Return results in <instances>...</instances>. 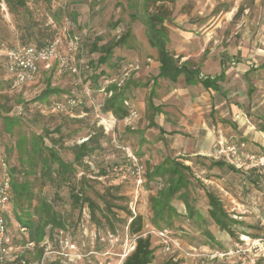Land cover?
Returning <instances> with one entry per match:
<instances>
[{
	"label": "rangeland",
	"instance_id": "1",
	"mask_svg": "<svg viewBox=\"0 0 264 264\" xmlns=\"http://www.w3.org/2000/svg\"><path fill=\"white\" fill-rule=\"evenodd\" d=\"M23 1L21 7L16 0H0V52L25 43L24 29L29 27L34 32L42 31L45 38L58 39V55L66 56L77 72L71 69L58 72L53 61L49 70L39 65L31 82L9 89V77L0 57V178L7 174L8 166H18V156L23 161L37 162V154L27 156L24 153L31 147L53 146L64 161L73 164L75 171L69 185L57 187V183L45 181L41 189L53 203V211L66 220L69 228L62 231L70 236L79 253L93 252L83 258L82 263H122L123 256L134 247L135 236L127 229L129 212L141 215V233L143 237L150 235L151 245L155 247V264H191V260L194 264H252L258 259L261 260L259 264H264L261 246L257 251L252 249L243 254L236 245L245 241L240 237L244 235L230 238L208 217V222L200 226L191 224L182 218L183 210L177 200H172V206L179 216L171 219L170 226L158 221L163 230H157L149 198L163 183H146L143 177L147 169L165 159L190 166L193 175L228 205L227 209L233 207L224 195V187L229 188L243 206H236L234 211L244 217L237 220L240 222L238 228L251 235L259 233L257 218L264 213V166L255 164L260 158L264 165V133H258V125L264 117V0ZM138 1H146V6L130 4ZM154 12L165 16L167 49L176 61L181 63L189 59L196 66L210 59V66L199 72L206 76L224 73V80L218 82L220 92L205 91L200 86L189 87L182 78L176 83L156 78L157 53L149 47L140 22L143 16ZM120 37L124 38V43L113 47L106 62L100 63L98 58L104 54L94 51L93 46L101 49L114 44ZM36 39L33 37L26 42L35 46ZM218 59L223 67L218 65ZM125 64L137 67L131 72L126 84L128 89L124 92L133 114L119 120L103 111L104 100L109 97L103 89L115 81ZM47 86L61 91L59 96L79 97L82 105L71 115L53 114L35 101ZM150 89L152 102L158 107L154 112L148 109ZM57 126H60L59 133L54 130ZM90 136L94 139L91 143L94 150L75 162L71 147ZM219 136L225 147L234 146L237 150L238 158L232 160L237 165L244 164L241 167L231 164L237 169L236 173L226 167L209 168L211 161L228 163L226 157L216 154ZM196 151L201 154L193 155ZM246 155H255L257 161L249 162L244 158ZM102 171L105 174H100ZM35 185L34 191H38L39 181ZM72 188L74 192H81L83 198L105 207V213L107 208L101 197L126 208H111L116 213L114 217L108 213L113 219L114 233L106 226L97 225L100 217L97 210L94 218L90 214L88 221L83 223L86 232L75 226L78 207L72 201ZM203 189L200 184L187 188L188 196L195 199L194 206L202 216H207ZM253 198H259L256 201L262 205L254 206ZM250 204L258 211L248 209L250 212H244ZM10 218L9 235L14 239L13 244L19 246L23 236L13 223V216ZM207 231L219 242L209 241L205 237ZM48 248L56 250L52 243ZM20 252L26 259L35 261L43 250L40 246H21ZM247 254L252 255V260H244Z\"/></svg>",
	"mask_w": 264,
	"mask_h": 264
},
{
	"label": "trees",
	"instance_id": "2",
	"mask_svg": "<svg viewBox=\"0 0 264 264\" xmlns=\"http://www.w3.org/2000/svg\"><path fill=\"white\" fill-rule=\"evenodd\" d=\"M146 1L143 3L144 6H146ZM15 3L21 7L24 6L23 0H16ZM164 20V14L158 12L146 14L141 20L145 27V36L147 37L150 47L157 50V61L159 63V73L157 77H162L171 82H176L177 78L180 75H183L187 84L199 83L205 90L219 92L220 88L218 86V82L223 81L225 78L223 72L215 76H200L199 70L189 67L186 62L178 64V61H176V59L168 53L165 48L167 37L163 26ZM55 21L57 22V19H55ZM24 31L23 41H25V43L20 46H32L27 44L26 41L33 37L37 38L35 46H33L36 48L42 47L54 40L52 38L49 39V37H43L42 31L40 30L34 32L33 29L25 27ZM121 43H124V38L120 37L114 44L103 46L101 49L94 45V51L99 50L104 54L98 58L99 62H106L112 48ZM55 63L57 65V61H55L54 64ZM70 67L71 70L74 69V71L72 70L74 73L77 72L76 68L70 66L69 64V68ZM122 69L118 71L115 80H119L120 75L122 74ZM128 80L129 78L120 86H118L117 82L114 81L108 85V87L103 89L107 94H110L109 97L104 100L102 107L103 111L110 112L119 120L129 116V108L123 105L124 101H126L124 99V92L128 89L126 85ZM7 84L9 88V78ZM60 92L61 91L56 88L47 86L41 91L38 97H36L35 101L39 103V106H44L49 110L53 101H64L69 97L80 100L79 97L74 95L65 94L64 96H59ZM152 94L153 92L150 91L148 109L154 112L157 111L158 107L154 106L152 103ZM81 105L82 101L74 109L80 107ZM54 113L69 115L67 113L53 112V114ZM5 125L7 124L5 123ZM54 130H56V133H59L60 126H57ZM258 131L264 133V117L262 118L261 124L258 125ZM58 138H60V136ZM42 139H40V141H42ZM52 140L53 139H51V141ZM92 142H94V139L90 136L86 141L71 147L75 162H80L85 156L94 150L93 146H91ZM5 149L10 150L11 147L6 148L5 146ZM24 153L27 154V156H30L31 153L37 154L38 161L35 162L30 159L23 161L21 159L22 157L18 156V166H8V169L6 170L7 174L3 176L6 177L9 182V212L8 214H5L7 229L9 226V219L11 220V215L13 216V223L16 225L18 232L23 236L21 244L25 245L32 243L33 247H38L45 238L54 242V245H56L55 235L57 231L69 227L65 225L66 220L61 215H58L56 211H53V203H51L50 200H47L46 196L42 193L41 187L45 185V181L57 183V187L62 184L69 185L68 182H70L71 175L75 171L74 166L72 163L64 161L53 146L48 147L44 145V148L40 149H34L31 147L29 148V151ZM54 165L56 166L53 167ZM212 167H217L219 169L226 167L228 171L233 173L238 172L234 166L222 160L211 161L209 168ZM36 170L38 173H36ZM100 174H105V172L102 171ZM143 177L146 183H163L157 193L149 198V204L153 212L152 221L157 230H163L162 227L159 226L158 221H163L165 226H170L172 224L171 219L179 216L176 209L172 206V200L180 201L184 205L185 214L182 218L186 221L199 226L201 223L208 222L194 206L195 199L188 196V185L195 188L200 184L204 188V194L207 199V217L210 221H212V223L215 224L219 230L226 232L231 237L236 235L235 232L246 235L245 233L237 231V227L240 222L233 219L225 211L219 198H217L211 191L207 190L204 185L200 183L199 178L193 175V171L190 166L184 165L183 163L173 159H165L164 161L154 165L151 169H147L143 174ZM37 181H39L40 188L38 191H34ZM70 190H73L71 193L72 201L78 207L77 219L74 222L75 226H78L79 224L81 208L86 206L88 208L89 215L91 214L92 218H94L95 210L100 213V217L96 220L97 225H102V227L106 226L111 233H114L112 217H114L116 213L111 211V208H114L115 210H126V208L116 206L114 203L112 204L101 197V201L103 202L102 204H104L107 208V213H105L103 209L105 207H101L98 203L90 200L89 198H83L81 192H78L77 190L74 192L73 188ZM109 212L112 217L108 215ZM127 214L129 215V222L127 224L128 233L135 236L134 247L133 250L124 258L121 264H151L155 257V247H152L151 245L150 235H146L145 237L142 236V217L141 215H131L129 212H127ZM102 220L104 223H102ZM21 229L25 230L21 231ZM247 236L255 238L256 235L247 234ZM205 237H208L209 240L212 238L209 231L205 233ZM12 241L14 242V239H12ZM49 264L56 263L51 262Z\"/></svg>",
	"mask_w": 264,
	"mask_h": 264
},
{
	"label": "built area",
	"instance_id": "3",
	"mask_svg": "<svg viewBox=\"0 0 264 264\" xmlns=\"http://www.w3.org/2000/svg\"><path fill=\"white\" fill-rule=\"evenodd\" d=\"M58 47L59 40L55 39L46 45L36 48L33 46H19L15 48H5L0 52V57L3 59V67L9 77V89H16L22 84H26L27 82H31L34 80L35 76L38 73L39 65H43L45 70L51 68V63L53 61H57V69L58 72H62L65 69L69 68V59L66 56L58 55ZM137 67H134L132 64H125L122 69V74L120 75L117 85L120 86L125 80L130 77V74ZM71 69V67L69 68ZM74 71V69H72ZM86 94L88 95L87 91ZM110 95V94H109ZM81 103L80 100L69 97L64 101H53L50 105V110L53 112L59 113H67L69 115L72 114V110L77 107ZM124 105L129 107L127 101H124ZM133 114V111L129 110V117ZM220 138V136H219ZM218 144V145H217ZM216 144V154L220 156L226 157L228 164H233L236 167H241L244 164L235 163L232 159L238 158L237 150L234 146L225 147L224 141L220 138ZM249 162L257 161L254 155H246L244 157ZM258 158V163L256 166H264ZM233 166V165H232ZM9 182L6 177L0 179V264H48L51 262H60L62 264H87L82 263L83 258L87 255L81 254L78 251V248L73 243L70 236L60 229L57 231L55 235V242L57 243L55 246L56 250H49L50 244H54V242L49 241L48 239L42 241L40 243V248H42L43 253L41 256L35 260L30 261L21 255L20 248L13 244L12 238L9 235L7 225L5 222V214L9 212ZM89 219V211L86 206L81 208V217L80 222L78 224L83 230V233L86 232V227L83 226L85 221ZM258 225L260 227V235L255 238H250L248 236H240L242 237L241 244H237V250L239 249L243 254L249 253L253 249L254 251L259 250L261 246L264 249V213H260L257 218ZM84 228V229H83ZM25 229H21L24 231ZM96 232V229H93ZM93 231V232H94ZM162 232V231H160ZM91 233V231H90ZM162 235V233H160ZM69 236V237H68ZM90 236V235H89ZM91 237V236H90ZM93 239L96 237V233L92 234ZM111 237V235H110ZM111 242V241H110ZM33 244L28 243L27 247H31ZM176 247L181 250V248L176 245ZM51 248V247H50ZM133 250V247L132 249ZM165 250H169L168 247ZM130 252L127 251V254ZM54 254L56 257L52 259L49 257ZM89 254H93L90 252ZM107 254V253H105ZM127 254L123 256L126 257ZM50 259L52 261L48 262ZM48 262V263H47Z\"/></svg>",
	"mask_w": 264,
	"mask_h": 264
},
{
	"label": "crops",
	"instance_id": "4",
	"mask_svg": "<svg viewBox=\"0 0 264 264\" xmlns=\"http://www.w3.org/2000/svg\"><path fill=\"white\" fill-rule=\"evenodd\" d=\"M128 1H130V0H128ZM131 5H136V4H138V5H143V3H142V1L141 2H136V3H134V4H132V3H130ZM142 7V6H141ZM155 13V12H154ZM145 15V14H144ZM145 16H143L142 18H144ZM142 20V19H141ZM141 20H140V22H141ZM165 21V20H164ZM164 23V22H163ZM141 24H142V22H141ZM143 25V24H142ZM144 26V25H143ZM163 26H164V24H163ZM164 28H165V26H164ZM144 35H145V27H144ZM166 37H167V35H166ZM145 38H146V40H147V37L145 36ZM167 41H168V39L166 40V43H165V48H166V50L168 51V49H167ZM147 43H148V40H147ZM148 45H149V43H148ZM149 47H150V45H149ZM151 49H154L155 51H156V53H157V50L155 49V48H152V47H150ZM168 53L170 54V52L168 51ZM170 55H172V54H170ZM173 56V55H172ZM203 56H204V53H203ZM158 57V56H157ZM173 58H175L174 56H173ZM184 58V57H183ZM210 59H207L205 62H203L201 65H192L190 62H189V59H185V61H182L181 63H179V61H178V64H182V63H184V62H186L188 65H189V67H191V68H193V69H197V70H199V69H202V68H204V67H206V66H210V65H208V64H210ZM220 62V63H219ZM157 69H158V73H159V63L157 62ZM222 65V67H223V64H221V61H220V59H218V65ZM122 68V67H121ZM121 68H120V70H121ZM158 73H157V75H158ZM157 75H156V78H160V79H165V78H162V77H157ZM200 76H206V75H204L203 73H201L200 72ZM212 76V75H211ZM180 78H182V80L185 82V79H184V76L183 75H180L178 78H177V80H176V82H178V80L180 79ZM117 79V78H116ZM167 81H169L168 79H166ZM115 81H117V80H115ZM171 82V81H170ZM176 82H172V83H176ZM185 84L187 85V86H189V87H195V86H200L203 90H205L202 86H201V84H199V83H196V84H187L186 82H185ZM150 91H152V89H150L149 90V94H150ZM205 91H211V90H205ZM220 91H221V89H220ZM219 91V92H220ZM212 92H215V91H212ZM152 96H153V94H152ZM151 100H152V98H151ZM127 101V100H126ZM148 101H149V99H148ZM153 103V102H152ZM127 118H129V117H127ZM240 122H241V120H240ZM243 123V122H242ZM241 123V124H242ZM162 125V124H161ZM160 126V125H159ZM160 127H162V126H160ZM258 133L259 134H262L263 132H260V131H258ZM246 135V133H244L243 132V136H245ZM176 136H178V135H176ZM176 140H178L177 138H176ZM199 154H201L199 151H196V152H193V155H195V156H197V155H199ZM259 154H260V151H259ZM154 165H156V164H154ZM201 171V170H200ZM253 172H254V170H252ZM202 172V171H201ZM200 172V173H201ZM242 176V175H241ZM243 177V176H242ZM245 188V187H244ZM224 189H226L225 191H224V195L225 196H227V199H228V202L229 203H231V204H233V207H228V209H227V206L223 203V201L221 200V199H219L220 201H221V203L223 204V207H224V209H225V211L233 218V219H236V220H242L244 217L241 215V214H237V213H235L234 211H235V207L237 206V207H243V206H241L238 202H237V196L236 195H234L233 194V192H231V191H229V188H227V187H224ZM222 190V189H221ZM216 196V195H215ZM217 198H218V196H216ZM259 201V198H253L252 199V204L255 206L256 204H259L260 206L262 205L261 203H258L257 201ZM180 206H181V208H182V213L181 214H185V207H184V205L180 202ZM264 208V207H263ZM207 209H208V206H207ZM245 209V208H244ZM251 211V212H255V211H258V209H255V208H253V206L250 204L249 205V208H247V209H245L244 210V212H250L249 210ZM181 212V211H180ZM179 212V213H180ZM263 213V212H262ZM206 214H207V211H206ZM207 216H203V218H205V219H207L206 218ZM208 221V220H207ZM215 225V224H214ZM9 231V230H8ZM237 231H239V232H242V233H245L246 235H244V234H241V233H236V235L234 236L235 238L234 239H236L237 238V236L238 235H244V236H247V234L248 235H251V234H249V232H247V231H244L243 230V228H238L237 227ZM259 233H258V235H256V236H259L260 235V231H258ZM213 236H214V238H213ZM212 236V234H211V239L209 240V241H215V240H217L218 241V239H217V237H215V235H213ZM229 236V235H228ZM255 236V237H256ZM230 238H232L231 236H229ZM249 237V236H248ZM251 238V237H250ZM44 240H46L45 238H44ZM43 240V241H44ZM219 242V241H218ZM21 246H23V247H26L27 248V244H25V245H23V244H21L20 243V245L18 246L19 248H21ZM31 247H33V245L31 246ZM33 248H37V247H33ZM91 251H89V252H87L85 255H88L89 253H90ZM171 252H174L175 253V251L174 250H172ZM170 254H172V253H170ZM176 254V253H175ZM165 255H167V254H165ZM180 255V254H179ZM36 257H40V253L39 254H37V256ZM37 258V259H38ZM243 258H244V260L246 261L247 259H251L252 260V255H249V254H247V255H245V256H243ZM242 260V259H241ZM155 261H156V255H155V257H154V260L152 261V263L151 264H155ZM177 260H175V262H176ZM192 261H194V260H191V264H194V262H192ZM261 260H257V261H255V263H254V261H253V263L252 264H259V262H260ZM227 263V262H226ZM196 264H198L197 262H196ZM201 264V263H200ZM227 264H229V263H227ZM245 264H247L246 262H245Z\"/></svg>",
	"mask_w": 264,
	"mask_h": 264
}]
</instances>
